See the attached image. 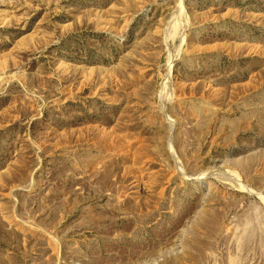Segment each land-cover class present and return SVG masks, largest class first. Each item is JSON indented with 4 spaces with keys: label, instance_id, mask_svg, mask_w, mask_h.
Segmentation results:
<instances>
[{
    "label": "rangeland",
    "instance_id": "obj_1",
    "mask_svg": "<svg viewBox=\"0 0 264 264\" xmlns=\"http://www.w3.org/2000/svg\"><path fill=\"white\" fill-rule=\"evenodd\" d=\"M0 264H264V0H0Z\"/></svg>",
    "mask_w": 264,
    "mask_h": 264
}]
</instances>
